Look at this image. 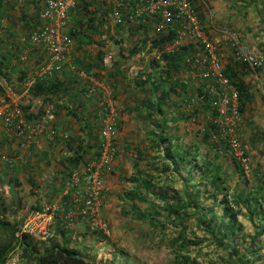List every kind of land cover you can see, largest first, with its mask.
Here are the masks:
<instances>
[{
  "label": "crops",
  "instance_id": "1",
  "mask_svg": "<svg viewBox=\"0 0 264 264\" xmlns=\"http://www.w3.org/2000/svg\"><path fill=\"white\" fill-rule=\"evenodd\" d=\"M0 1V55L7 57L9 62L8 68L4 69L9 79L5 80L6 84L0 81L5 92L0 103H13L23 110L25 118L31 117L29 122L39 119L53 107L48 128L59 129L62 133L57 140L42 134L29 148H25L22 145L27 138H20L14 131L0 126V185L7 190L5 195L10 197V201L16 204L32 202L40 206L59 202L71 172L97 156L102 127L97 109L103 100V87L108 86L122 111L117 135L120 150L118 147L113 164L103 173V213L107 217L109 204L119 197V185L122 186L123 181H131L134 188L132 180L136 174L132 172L133 167L137 169L138 162H142L139 154L148 152L151 142V130L147 127L152 118L159 117L152 108L160 104L173 119L184 112L186 119L189 118L182 121L184 127L188 125L184 133L195 129L191 122V106L195 105L203 112L204 101L200 87L202 79L196 77L189 67V58L194 53L190 45L192 41L186 40L176 46L168 28L159 30L155 23L146 19L127 17L120 27L116 26L111 17L115 0H78L65 28L67 34L72 30L78 34L72 36L71 51L62 68L47 77L49 81L60 82L62 89L47 100L38 101L24 81L34 78L39 67L50 58L44 45L30 44L31 30L40 23L41 3L37 4V0ZM237 2L238 6L234 5ZM246 2L199 0L196 4L200 7L202 28L209 40L216 44L223 62L232 57L225 32L233 29L241 38L250 27L245 20ZM2 20H5L4 24ZM23 54L26 56L24 61L21 59ZM108 55L113 57L112 62L106 61ZM160 62H168L167 74L170 73L172 78L163 80L158 77L161 74ZM256 99L255 96V101L247 106L245 113L250 111ZM258 108L264 112L263 107L258 105ZM70 110L77 113V118ZM260 117L264 119V113ZM201 118L199 116V121ZM173 119L174 123L177 122ZM252 122L250 120L243 136L248 154H252L254 149L264 151V137H257V131H251ZM260 136H264V130ZM77 152L81 153V159L77 166L72 167L68 160ZM5 154L11 162L3 159ZM219 156L221 162L226 161L230 165L226 157ZM1 211L2 207L0 214ZM58 223L54 235L58 240L56 243L62 246L89 255L87 252L101 243L98 244L100 239L89 233L86 225H80L76 235L70 236L60 221Z\"/></svg>",
  "mask_w": 264,
  "mask_h": 264
},
{
  "label": "trees",
  "instance_id": "2",
  "mask_svg": "<svg viewBox=\"0 0 264 264\" xmlns=\"http://www.w3.org/2000/svg\"><path fill=\"white\" fill-rule=\"evenodd\" d=\"M192 1L202 25L200 7L196 6L195 0ZM38 2L39 0H37V4ZM0 5H2V1H0ZM251 7L256 8L255 3ZM74 10H72L71 15ZM123 14L124 19L129 15V13ZM137 19H146L156 24V20L151 19V17H139ZM120 25L117 24L119 27ZM36 26L32 28L31 32ZM75 34L78 32L72 30L68 34L69 38L72 39ZM190 43L193 51H195L198 45ZM229 49L231 50L230 46ZM260 49V53L264 55V47ZM8 63L7 57L0 55V79H9L7 71H4L8 68ZM167 63L160 62L159 64L161 74L157 75L163 80L173 77L170 73L167 74L169 71ZM223 64L224 74L238 90L240 113H245L247 106L255 101V93L251 89L250 83L245 79L249 75L250 69L246 64L235 61L233 55L228 62H223ZM178 65L179 63L175 64L174 67ZM189 67L192 71L190 64ZM261 70L262 68H258L256 72L260 73ZM196 75L200 80L202 79L200 87L204 101L203 115L208 114L210 118L202 139L200 142H193L190 145L185 144L182 138L168 133L173 129L175 123L172 121L173 118L168 116L169 113L164 111L163 106L158 104L152 108L153 113H157L159 117L151 119L152 130L149 134L151 140L149 151L146 153L143 151L139 154L141 161L146 163L145 169L137 167L136 176L132 180L135 185L132 191L127 192L124 199L125 204L127 206L129 204V209L131 208L138 218H145L156 229H161L160 234L164 236V239L167 238L170 231L179 229L180 231L177 237L173 239L172 245L181 252H185L184 250L191 246L199 245L198 241L201 236L198 235V231L210 233L214 238L219 239L217 243L221 242V238L235 237L236 240L239 238L238 233L240 231L238 212L241 213L243 209L247 208V212L250 214L246 216V220L251 222L250 227L253 231L252 236H254L247 247L251 254L258 257L257 254H260L259 251L264 247V187L259 186L258 189L245 191L239 185L232 186L231 183L236 175L247 182L243 178L244 168L230 153L231 148L228 143L224 147L222 146L224 140L219 143L211 138L212 133L219 131V126L215 122L218 113L213 104V99L205 87L206 80L201 75ZM160 84L162 85V83ZM153 87H155L154 84ZM60 88L62 89L60 82L55 83V81H49L47 78H37L30 90L38 101H43L54 95ZM0 93H4L1 83ZM197 110L198 112L193 111L190 116L193 117L196 114L199 116V109ZM70 111L77 118V113L74 110ZM26 118L27 120L31 119V117ZM183 119H186L184 112L183 115L173 120L179 122ZM202 143L208 144L206 155L202 152ZM99 148L97 155H99ZM220 149H225V154L230 156V165L226 161L221 162L219 158ZM77 153L71 155L68 160L72 167L77 166L81 159V153ZM199 160L200 164H198ZM164 180L167 186H164ZM157 182L159 183L156 184ZM176 182L181 185L180 189L174 188L173 183ZM143 202L148 203L145 210L138 206V203ZM251 202H256L257 206L252 208ZM160 204L163 205L162 208H159ZM31 207L38 206L31 205ZM129 209L125 207L126 215L129 214ZM163 213H165V221L157 223V217L162 216ZM23 222L24 219L21 223H13L6 218L0 219V264H4L14 253H18L26 264H98L89 255L81 254L76 249L67 248L59 243H53L43 249V246L34 236L23 231ZM193 229H195L194 236L188 237L187 235ZM230 248L233 249L234 253L239 251L235 244L230 245ZM243 259V256L238 258V264L240 262L245 264Z\"/></svg>",
  "mask_w": 264,
  "mask_h": 264
},
{
  "label": "built area",
  "instance_id": "3",
  "mask_svg": "<svg viewBox=\"0 0 264 264\" xmlns=\"http://www.w3.org/2000/svg\"><path fill=\"white\" fill-rule=\"evenodd\" d=\"M77 1L39 0L40 23L30 33V44L44 45L50 58L39 67L34 78L24 81L27 89L34 85L37 78H47L62 68L72 47L65 28ZM123 13H129L128 17L131 19H155L159 30L168 28L173 32L176 46L186 40L198 45L189 59L192 73L199 74L206 80L205 87L218 113L215 120L219 126L217 135L229 144L230 153L246 167L248 158L238 135L241 120L239 93L224 74L223 60L217 53L216 44L209 40L203 30L193 1L115 0L112 21L116 26L123 21ZM1 22L4 24L5 20ZM225 37L235 61L246 64L254 72L262 66L263 58L253 48L244 46L235 32L227 30ZM21 59L24 61L26 56L23 54ZM106 61L112 62L113 57L108 55ZM13 105L11 102L0 103V126L14 131L20 138H27L22 147L29 148L38 136L45 133L51 140L61 138L59 129L48 128L53 107L47 109L39 119L29 122L23 110ZM97 115L102 122L99 155L71 172L59 202L43 204L27 211L22 226L24 232L37 234L42 240H48L54 237V228L59 221L70 236L76 235L79 224L86 225L88 232L92 234L107 231V222L102 215L105 203L103 173L110 169L118 153L117 135L121 115V108L116 104L113 91L108 86L103 87V100L98 106ZM3 159L6 162L12 161L6 154ZM2 189L0 185V190ZM4 264H22V259L18 253H14Z\"/></svg>",
  "mask_w": 264,
  "mask_h": 264
},
{
  "label": "rangeland",
  "instance_id": "4",
  "mask_svg": "<svg viewBox=\"0 0 264 264\" xmlns=\"http://www.w3.org/2000/svg\"><path fill=\"white\" fill-rule=\"evenodd\" d=\"M198 1L199 0L195 1L196 4ZM253 3H255L256 8L251 7ZM245 4L247 11L245 20L246 24L250 27L248 30L246 29L247 32L244 34V37L241 36L240 38L238 33L233 29L229 30L235 32L239 36L244 46L253 48L263 58V64L259 67L262 68L261 72L259 73L258 71L254 72L249 70V75L245 78L246 81L250 83V87L255 93L257 99L248 113L241 114V121L238 129V135L248 158V165L246 167L243 166L245 172L243 178L246 179L247 182L236 175L231 183L233 187L239 185L240 188L246 191L250 189H258L259 186L264 187V151L261 152L260 150L257 151L254 149V152L252 153L253 155L251 153H249L251 154L249 155L248 149L245 146V139L243 138L250 120L253 121L251 131H257V137H264L260 136L261 131L264 130V119H262L260 115H263L264 112L262 113L258 108V105H260L264 109V55L260 53V48L264 47V0H247ZM234 5L238 6V2ZM237 9H239V7ZM238 17L239 13L237 15V20L239 21ZM0 81L6 84L4 79H0ZM1 96L4 97V94L0 93V97ZM191 109L192 111L198 112L195 105L191 106ZM199 116L202 117L201 121L198 119ZM199 116L196 114L191 119L192 125H195V129L192 128L189 132L184 133L186 127L188 128V125L186 124V127H184L183 122L179 121L175 122L173 129L168 131V133L182 138L187 145L197 142V139H202L205 127L210 120L208 114L203 115V112L199 111ZM241 122L243 124L242 126L240 125ZM147 128L152 130L151 122ZM211 138L219 143L223 142L221 140H224L219 137L216 132L211 134ZM207 145L208 144L206 143H203L202 145V152L204 155H206L208 150ZM226 145L227 142L224 140V145L222 146L225 147ZM118 147L120 150V146ZM219 154H222V156L228 158V160L230 159V156L225 154V149H220ZM198 164H200V160ZM145 165V162H138L137 167L139 166V168L145 169ZM135 168L136 166L133 167V173L137 170ZM121 184L122 186L119 185L121 188V191L118 193L119 197L114 198L107 208V217H105L102 211L104 220L107 222V231L105 233L96 234V237L100 239L98 244L99 242L101 243L96 249L94 248L95 252H92L94 249H92V251L90 250V253L87 252L98 264H238L239 261L237 260L242 256L244 257L243 263L245 264H264V247L259 251L260 254H257V256L259 255L258 257L251 254V252H249L250 249L247 247L251 242V239L254 237L252 236L253 231L250 227L251 222L246 220V216L250 214L247 212V208L243 209L241 213L238 212V228L240 230L238 233L239 238L236 240L235 237L227 239L221 238L220 244L217 243V240L219 239L214 238L210 233L198 231V235L201 236L198 241L199 245L196 247L191 246L189 249L184 250L185 252H181L178 251L176 246L172 245L173 239L177 237L180 230L174 229V231H170L167 238L164 239V236L160 234L161 229H156L145 218H138L136 213H134L131 208L129 209V204L128 206L125 204V192L133 188V183L131 181H123ZM163 184L164 186H167L165 180ZM173 186L176 189H180L181 187L178 182L173 183ZM116 189L118 190V187ZM6 191L7 190H4V187L0 190V207H2L1 213L3 218H6L13 223H21L24 219L25 213L33 208L30 206L33 203L29 202L28 204L27 202H21L16 204L14 201L11 202L10 197L5 195ZM250 204L252 205V208L257 206L256 202H251ZM34 205L38 206V204H33V206ZM138 206L142 210H145L148 207V203H138ZM125 207L129 209L128 215L125 214ZM162 207L163 205L160 204L159 208ZM157 218V223L164 222L165 213ZM80 225L84 224H79L77 228ZM194 233L195 229H193L187 236L192 237L194 236ZM32 236L40 242L43 249L58 241L55 238V235L48 240H42L37 234ZM168 237L171 239L169 240ZM233 244H235V247L239 250L238 253H234L233 249L230 248V245ZM189 256H191L190 259H187ZM22 264H26L25 261L22 260ZM240 264L242 263L240 262Z\"/></svg>",
  "mask_w": 264,
  "mask_h": 264
}]
</instances>
